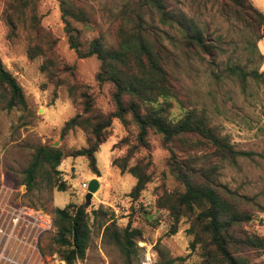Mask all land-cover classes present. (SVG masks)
I'll use <instances>...</instances> for the list:
<instances>
[{
    "label": "rangeland",
    "instance_id": "obj_1",
    "mask_svg": "<svg viewBox=\"0 0 264 264\" xmlns=\"http://www.w3.org/2000/svg\"><path fill=\"white\" fill-rule=\"evenodd\" d=\"M27 1L25 6L7 9L10 25L4 15L8 0H0V61L19 84L25 100V107L10 110H5L0 102V202L25 206L30 208L29 215L31 209L39 215L34 228L19 231V234L31 232L36 238L33 250L24 245L28 247L25 250L28 259L32 257L36 264H64L52 240L56 231L52 209L62 208L67 203L83 206L85 190L81 182L95 178L98 188L91 194L88 206L83 208L97 209V216L89 219L90 235L83 258L72 264H157L160 252L164 257L182 258L174 264H195L198 255L189 249L186 220L180 219L175 232L170 233L171 218L154 205L161 189H182L168 171V150L161 145L159 135L148 131L147 147H136L127 160L128 165L136 159L148 163L150 181L135 200L128 196L135 179L110 164L113 158L124 155L128 145L135 144L136 129L127 116L125 125L116 118L111 119L104 141L94 152L99 175L90 172L83 156H64L55 168L57 173L47 169L32 189L25 188L21 171L37 145H54L63 152L86 145L87 135L80 127L67 130L63 135L59 132L67 119L80 112L77 89L70 96L69 84L87 85L93 106L102 114L114 108L109 83L94 80L99 61L94 55L78 58L69 48L58 2ZM124 1H77L91 19L87 24L71 21L80 31L82 49L100 34L105 43L111 40V17ZM164 1L168 8L203 31L206 41L215 47L214 55L199 50H189L183 55L180 49L173 48L172 75L186 102L202 109L235 149L248 153L237 157L234 165L223 164L216 180L250 197L261 207L245 227L264 237V38L255 40L251 30L240 21L230 14L221 15L215 0ZM249 1L264 14V0ZM262 30L264 32V27ZM170 34L173 39L176 37L174 31ZM30 51L31 58L27 56ZM236 69L246 73L243 80ZM253 71L255 77L251 75ZM171 111L177 115L180 110L175 104ZM123 138L129 144L123 143ZM172 146L177 155L194 152L176 141ZM57 185H61L62 190H58ZM145 204L148 209L144 208ZM107 219H112L118 227L129 221L140 230V235L134 239L137 249L129 260L103 236L99 223ZM6 248L2 241L0 264H26L19 260L18 247L11 248L7 243ZM3 255L12 262L2 259ZM252 263L264 264V251L253 257Z\"/></svg>",
    "mask_w": 264,
    "mask_h": 264
},
{
    "label": "trees",
    "instance_id": "obj_2",
    "mask_svg": "<svg viewBox=\"0 0 264 264\" xmlns=\"http://www.w3.org/2000/svg\"><path fill=\"white\" fill-rule=\"evenodd\" d=\"M56 1L69 48L78 58L96 57L99 64L94 80L109 83L114 108L102 114L93 106L87 85L69 84L67 92L70 96L77 89L80 112L67 119L59 132L63 135L67 130L80 127L87 135L86 145L69 152L48 144L37 145L21 171L25 188L32 189L47 169L57 173L55 168L64 156H83L90 172L99 175L94 152L104 141L111 119L116 118L125 125L127 116L136 129L135 144L128 145L124 155L113 158L110 164L135 179L128 192L131 200H135L150 181V173L148 163L142 159L129 165L127 160L136 147H147L146 136L151 131L159 135L161 145L168 150V171L182 186L181 190L161 189L154 201L155 207L165 210L171 218L169 232H175L180 219L186 220L189 249L198 255L195 264H251L253 257L264 251V237L250 232L245 226L261 207L250 197L238 194L216 180L223 164L234 165L237 157L248 153L235 149L210 123L202 109L186 102L172 75L173 48L180 49L183 55L189 50L214 55V45L206 41L203 31L192 22L168 8L164 0H125L111 17V40L105 43L100 34L91 38L86 49H82L80 31L71 21L87 24L91 19L77 4L78 0ZM215 1L221 15L230 14L240 21L251 30L255 40L264 38V14L249 0ZM27 2L8 0L4 15L10 25L7 9L25 6ZM170 31L176 33L174 39ZM27 56L31 58L33 53L30 51ZM238 72L243 80L246 73ZM251 75L255 77L256 73L253 71ZM0 102L5 110L25 107L19 84L1 61ZM175 104L180 110L177 115L171 111ZM121 141L129 144L125 138ZM174 141L194 152L177 155L172 146ZM57 189L62 190V186L57 185ZM52 212L56 228L52 240L63 263L72 264L84 256L90 235L88 222L90 217L96 218L97 209L87 211L80 204L67 203ZM107 221L99 223L103 236L117 247L124 259L129 260L137 249L134 239L140 235V230L132 227L129 221L123 227L115 225L112 219ZM160 256L157 264H174L175 260L182 259L164 257L162 252Z\"/></svg>",
    "mask_w": 264,
    "mask_h": 264
},
{
    "label": "built area",
    "instance_id": "obj_3",
    "mask_svg": "<svg viewBox=\"0 0 264 264\" xmlns=\"http://www.w3.org/2000/svg\"><path fill=\"white\" fill-rule=\"evenodd\" d=\"M86 185H87V181L81 182V188L83 190H85ZM143 206L144 208L148 209L146 204ZM24 210H25V206H15V205L11 206V204L9 203L0 202V243L2 241L4 242V248H6L7 243L9 244L10 242L17 244L20 243L19 245L22 246L24 245L28 246L29 243L32 241L35 242L36 238L33 237L34 235L31 232L19 234V231H21V229L24 231L25 229H27L26 231H28L29 229L34 228V225H37V223L34 220L29 221L26 219V216H28L29 214L24 213ZM24 234L26 235L22 237ZM6 249H10V248H6ZM2 257H4V255ZM2 259L6 260L7 257L6 258L4 257Z\"/></svg>",
    "mask_w": 264,
    "mask_h": 264
},
{
    "label": "crops",
    "instance_id": "obj_4",
    "mask_svg": "<svg viewBox=\"0 0 264 264\" xmlns=\"http://www.w3.org/2000/svg\"><path fill=\"white\" fill-rule=\"evenodd\" d=\"M30 210V208H26L25 207V210H24V213H28V211ZM31 211H32V214L31 215H28V216H26V219L27 220H29V221H35L36 223L37 222H39V220L37 219V217H39V215L35 212H33V210L31 209ZM29 214V213H28ZM29 217V218H28ZM34 244H35V242H30L29 243V245L28 246H30L29 248H30V250H33V248H34ZM9 245L11 246V248L12 247H14V246H16V247H18L17 249L18 250H20L19 251V254H20V261L21 262H23V263H26V264H36V261H35V259L34 260H32V257H30L29 259H28V253L25 251L26 249H28V247H26V246H19L18 244H16V243H12V242H10L9 243ZM25 247V248H24ZM29 251V250H28ZM33 254V253H32ZM34 256V255H33ZM62 262V261H61Z\"/></svg>",
    "mask_w": 264,
    "mask_h": 264
},
{
    "label": "water",
    "instance_id": "obj_5",
    "mask_svg": "<svg viewBox=\"0 0 264 264\" xmlns=\"http://www.w3.org/2000/svg\"><path fill=\"white\" fill-rule=\"evenodd\" d=\"M54 146V145H53ZM98 188V181L95 178H90L87 181V185L85 188V192L83 195V199H84V203H83V207L88 206L89 202H90V197L91 194Z\"/></svg>",
    "mask_w": 264,
    "mask_h": 264
}]
</instances>
